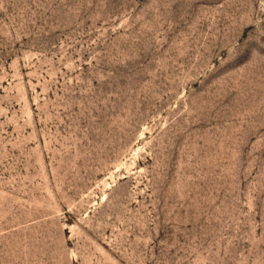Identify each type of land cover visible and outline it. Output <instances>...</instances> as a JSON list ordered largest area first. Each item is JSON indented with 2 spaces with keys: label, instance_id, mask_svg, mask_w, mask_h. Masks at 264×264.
<instances>
[{
  "label": "rangeland",
  "instance_id": "rangeland-1",
  "mask_svg": "<svg viewBox=\"0 0 264 264\" xmlns=\"http://www.w3.org/2000/svg\"><path fill=\"white\" fill-rule=\"evenodd\" d=\"M0 264H264V0H0Z\"/></svg>",
  "mask_w": 264,
  "mask_h": 264
}]
</instances>
